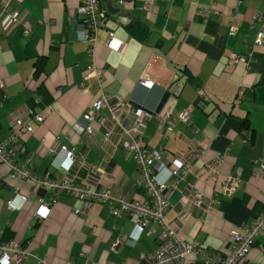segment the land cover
Instances as JSON below:
<instances>
[{"label":"crops","instance_id":"crops-1","mask_svg":"<svg viewBox=\"0 0 264 264\" xmlns=\"http://www.w3.org/2000/svg\"><path fill=\"white\" fill-rule=\"evenodd\" d=\"M100 1L107 20L96 35L95 65L104 75L109 103L101 115L107 117L119 99L155 111L176 84V94L167 102L172 105L173 131L160 132L152 114L138 143L163 151L167 165H191L169 200L167 220L187 242L228 254L231 234L242 233L264 211V177L254 172L264 165V43L256 45L258 33L264 31V1ZM82 3L15 0L21 24L7 31L0 18V83L6 86V92L0 88V145L26 112L40 115L42 123L31 122L33 130L20 135L14 165L38 179L71 178L134 201L143 195L140 174L136 161L119 147L120 141L130 139L117 131L106 143L107 128L98 123L92 137L77 130L101 95L94 81L89 92L81 87L91 64L90 45L83 41V21L77 14ZM233 20L238 30L231 36ZM111 35L124 42L119 52L106 45ZM235 54H251V69L234 63ZM143 80L153 82V88L145 87ZM199 90L208 102L199 100ZM191 106V118L181 122L178 115ZM251 131L254 138L248 142ZM43 147L54 148L56 154L43 153ZM68 152L76 156L74 165ZM212 165L216 172L209 169ZM94 169L103 172L100 181L91 177ZM167 174L160 178L167 180ZM230 176L243 183L235 194L226 191ZM196 191L206 195L203 208L192 204ZM41 199L50 211L38 220ZM212 200L216 203L210 208ZM136 220L114 217L110 203L85 204L51 191L38 194L28 180L13 179L10 167L0 160V243L27 248L30 257L23 264H139L157 248L162 231L156 228L158 236H151L145 230L132 241ZM241 264H264V235Z\"/></svg>","mask_w":264,"mask_h":264},{"label":"built area","instance_id":"built-area-1","mask_svg":"<svg viewBox=\"0 0 264 264\" xmlns=\"http://www.w3.org/2000/svg\"><path fill=\"white\" fill-rule=\"evenodd\" d=\"M264 1V0H263ZM15 0H2V12L0 18L3 20L7 31L13 30L23 19V15L19 9L13 8ZM77 14L82 18V35L83 41L90 45L89 53L91 64L87 68L81 84L83 92H89L90 82L94 81L98 85L101 95L92 107L91 111L83 115L84 126L78 127L79 133H83L89 137L95 135L96 130L94 124L102 128H107L104 136V142H110L111 138L119 131V135L130 139L126 142H119V147L123 150L126 158H133L136 161L137 169L140 174L139 188L142 189L143 195L134 201H126L125 199H117L111 191H95L90 184L75 182L74 179L65 178L61 181L51 179L49 177L38 179L24 167H18L12 163V159L19 148L18 140L21 134L28 133L33 130L31 122L37 124L42 123L43 118L40 115H33L32 112H26L25 117L15 122L17 130L11 133L9 139L0 145V160L8 165L12 171V178H20L28 180L32 183L34 192L41 194L51 191L57 194H65L67 196L78 199L85 204L94 203H110L111 213L114 217L132 216L136 217V223L133 232L130 235L132 241H138L145 230L149 231L151 236H158L157 229H161L162 234L159 235L157 248L142 257L139 264H241L247 259L248 254L256 244L258 238L264 235V211L258 217L257 221L244 228L242 233L233 232L231 234L230 250L228 254L221 255L213 249H209L199 245L198 243H189L185 237L177 231L172 223L167 220V212L169 209V200L174 192L178 189L181 181L190 172L191 165L183 162L180 167H172L164 161L163 151L149 150L139 145L146 128L147 120L152 114L145 112L143 109L135 107L132 102L119 99L116 107L109 108V115L104 117L101 115L102 110L109 106L108 96L104 91V75L95 65V47L97 44V32L102 28L107 18L101 11L100 0H83L82 5L77 9ZM257 19V18H256ZM230 35L234 36L238 30L237 23L233 20L229 24ZM31 29H27L25 36H29ZM264 43V31L257 35L256 45L261 46ZM124 42L111 35L106 43L107 47L115 52H119ZM249 55L235 54L232 61L236 64L243 63L247 69H251ZM143 85L152 89L154 83L143 80ZM0 88L6 92L4 83H0ZM177 86L172 85L168 93L169 99L176 94ZM200 101L208 102V97L203 90L198 91ZM170 101V100H168ZM167 101V102H168ZM168 109L156 114L160 123V132L173 131L174 125L170 121L172 105L166 103ZM194 106L178 115V119L187 123L191 118ZM43 153L47 155H55L54 148L43 147ZM198 157L201 158L202 151L197 150ZM67 158L71 165L76 163L74 152H68ZM222 162L221 160L218 161ZM214 166V167H213ZM217 167L212 165L209 169L216 172ZM167 180L160 178V175L167 173ZM254 172L258 176L264 177V165L255 167ZM91 177L100 181L103 178V172L99 170H91ZM243 186L242 181L237 176H230L227 179L226 191L235 194ZM21 199L27 201L28 196L21 193ZM206 195L202 191H196L192 200V204L197 208H203ZM117 202V205L113 203ZM216 203V200L210 202V208ZM12 207V201L8 203ZM50 207L41 199L40 207L35 215L38 220L48 216ZM80 215V211L76 212ZM117 247V245H114ZM30 257V254L20 243H0V262L1 264H23Z\"/></svg>","mask_w":264,"mask_h":264},{"label":"water","instance_id":"water-1","mask_svg":"<svg viewBox=\"0 0 264 264\" xmlns=\"http://www.w3.org/2000/svg\"><path fill=\"white\" fill-rule=\"evenodd\" d=\"M169 97H170L169 93L166 92L164 94V96L162 97V99H161V101H160V103H159V105L155 111H150V110H147V109L141 108V107L140 108L149 114H159L162 111V109L164 108V106L166 105L167 101L169 100ZM61 140H63V139H61Z\"/></svg>","mask_w":264,"mask_h":264},{"label":"trees","instance_id":"trees-1","mask_svg":"<svg viewBox=\"0 0 264 264\" xmlns=\"http://www.w3.org/2000/svg\"><path fill=\"white\" fill-rule=\"evenodd\" d=\"M248 142H252L253 141V138H254V135H253V132L251 131L250 132V136L249 137H246Z\"/></svg>","mask_w":264,"mask_h":264}]
</instances>
